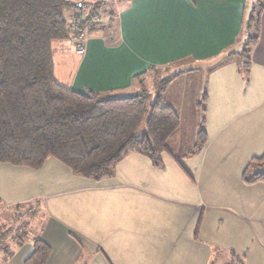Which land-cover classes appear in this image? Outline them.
<instances>
[{
	"label": "crops",
	"instance_id": "1",
	"mask_svg": "<svg viewBox=\"0 0 264 264\" xmlns=\"http://www.w3.org/2000/svg\"><path fill=\"white\" fill-rule=\"evenodd\" d=\"M106 1L113 31L84 36L85 52L74 46L79 56L72 52L76 63L62 79L54 58L56 80L77 92L117 96L141 90L154 73L181 72L163 100L179 115L177 134L186 116L170 98L178 81L190 102L186 112L198 118L196 135L205 116L206 143L191 155L196 139L184 155L172 149L163 168L132 153L100 181L54 157L40 169L0 163V208L42 203L46 264H213L216 257L264 264V183L243 179L264 154V10L246 76L240 48L250 0ZM13 247L0 264H25L33 252L30 240Z\"/></svg>",
	"mask_w": 264,
	"mask_h": 264
},
{
	"label": "trees",
	"instance_id": "2",
	"mask_svg": "<svg viewBox=\"0 0 264 264\" xmlns=\"http://www.w3.org/2000/svg\"><path fill=\"white\" fill-rule=\"evenodd\" d=\"M86 3L81 1L79 7L73 0H0V163L40 169L54 157L74 174L94 181L112 176L115 166L132 153L163 168L164 154L175 155L168 141L180 126L177 111L164 102L163 96L181 72L163 77L154 73L153 101L145 87L133 95L110 96L93 90L77 92L55 78V41L113 31L112 24L94 22L107 1H93L83 18ZM263 10L264 0H258L246 23V31L251 33L241 52L246 76L251 48L259 40ZM206 101L204 94L199 103L203 114ZM204 123L205 116L194 151L188 155L198 153L206 143ZM243 179L250 184L264 183V154L250 161ZM17 229L21 233L11 240L20 246L30 239L26 235L29 226L24 223ZM10 233L11 228L1 232L0 243ZM32 242L33 252L25 264H46L50 246L40 234L34 235ZM13 254L8 250L5 259Z\"/></svg>",
	"mask_w": 264,
	"mask_h": 264
},
{
	"label": "rangeland",
	"instance_id": "3",
	"mask_svg": "<svg viewBox=\"0 0 264 264\" xmlns=\"http://www.w3.org/2000/svg\"><path fill=\"white\" fill-rule=\"evenodd\" d=\"M73 1L76 4H79L83 0H73ZM85 1L89 2V3H86L84 5V7L82 8L81 16H83V18L91 11L92 3L95 0H85ZM256 6H258V0H250L249 4H248V14H251L253 9L256 8ZM77 8H78L77 6L75 8H73L72 12H75ZM94 22H102V24H106L107 26L111 25L112 23L115 22L114 11L112 9H110L109 7H107L106 4H104L101 11H100V14L98 16L94 17ZM250 35H251V33L248 34V32H247L244 43L248 42V38ZM73 40H74L73 37H70L69 40L68 39L62 40L61 44L63 46L54 44L53 51H54V58H55V63H56L57 75H58L59 79H62L67 74L66 70H69L76 63V60H74L73 58H70V56L72 55V52H74L76 58L80 55L78 52L77 53L79 55L76 53L77 43L76 42L73 43ZM243 45L244 46H241L240 51L242 50V48L243 49L245 48V44H243ZM74 46L76 48V51L74 49ZM62 48H64L65 51H63ZM66 52H67L68 58L66 55L65 56L63 55V53L66 54ZM236 60L237 61L239 60L241 62L242 61L241 56H237ZM173 72L174 71H172L170 73L173 74ZM164 74L167 75L168 71H166V72L164 71L162 73L160 72L158 75L160 77H163V76H165ZM171 74H168V75H171ZM177 82L174 83L170 88V98L175 103L180 102V105H183L187 111V107L190 105V102L188 99L187 100L182 99V89L180 86L177 85L178 84ZM144 87L148 90L150 99H151V101H153L155 99V96H156L155 95V82H154V80L153 79H151V80L147 79V82H145ZM139 91L140 90L138 89L137 91L135 90L131 93L119 94L117 96L133 95ZM182 101H184V102H182ZM186 111L184 110V113L186 114V116H184V119L182 120L183 121L182 125H183L184 129H180V131L182 130V133L179 131V133H177L174 137L170 138V140L168 141V145L179 156L186 154L187 153L186 151L192 149V147L195 143L196 136H197L195 133V129H193V127H194V121H198V118H196V119L191 118L189 113ZM144 129H145V123L143 124V126L141 127V129L138 133L139 139L143 137ZM3 203L4 202H2L0 204L4 205ZM0 212H1L0 213V234H1V232H4V231L8 230L9 228H11V233L9 234L8 238L6 240H3L2 243H0V248H1L0 261H2L8 255V250L9 251L15 250L13 247L14 243L12 242L13 240H11V238H13V236H17L19 233H21L20 230L17 229L18 226H21L24 223L28 224L29 229L27 230L26 235H27V238H30L29 240L32 242L34 235L40 234L39 231L43 227L41 225L44 223V220H45V212H44V207H43L42 203H39V202H38V204L36 203L31 208H29V207H17L16 206V207L11 208V209H5L4 207H1ZM19 213L23 214V215L21 217H18ZM3 246H6V247H3ZM219 259L220 258H217V257L214 258L213 264H228V263L238 264L236 261L234 263H232V262H227L225 259H223V260H219Z\"/></svg>",
	"mask_w": 264,
	"mask_h": 264
},
{
	"label": "built area",
	"instance_id": "4",
	"mask_svg": "<svg viewBox=\"0 0 264 264\" xmlns=\"http://www.w3.org/2000/svg\"><path fill=\"white\" fill-rule=\"evenodd\" d=\"M75 40L77 43V52L79 54H83L85 52V46H84V36L81 34L75 36Z\"/></svg>",
	"mask_w": 264,
	"mask_h": 264
},
{
	"label": "water",
	"instance_id": "5",
	"mask_svg": "<svg viewBox=\"0 0 264 264\" xmlns=\"http://www.w3.org/2000/svg\"><path fill=\"white\" fill-rule=\"evenodd\" d=\"M82 5L81 4H79V7H81Z\"/></svg>",
	"mask_w": 264,
	"mask_h": 264
}]
</instances>
